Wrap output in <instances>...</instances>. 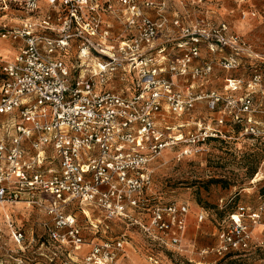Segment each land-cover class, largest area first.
Returning a JSON list of instances; mask_svg holds the SVG:
<instances>
[{
    "label": "built area",
    "instance_id": "built-area-1",
    "mask_svg": "<svg viewBox=\"0 0 264 264\" xmlns=\"http://www.w3.org/2000/svg\"><path fill=\"white\" fill-rule=\"evenodd\" d=\"M246 59L260 57L242 36L224 23L172 15L170 0H0V243L6 227L26 250L8 208L25 202L50 219L43 224L50 243L89 247L90 264H114L128 244L124 235L100 241L111 221L182 253L189 206L148 195L150 165L178 146L186 148L178 159L189 157L210 140L249 139L264 155L263 75L230 77L222 92L203 87L216 67L234 72ZM200 102L208 123L192 132L191 119L169 124L191 118ZM255 176L254 185L264 179V159ZM74 209L87 219L95 213L92 239ZM223 222L212 252H250L254 231L264 234V198L257 207L238 204ZM11 253L7 263L0 252V264H30Z\"/></svg>",
    "mask_w": 264,
    "mask_h": 264
},
{
    "label": "rangeland",
    "instance_id": "rangeland-1",
    "mask_svg": "<svg viewBox=\"0 0 264 264\" xmlns=\"http://www.w3.org/2000/svg\"><path fill=\"white\" fill-rule=\"evenodd\" d=\"M177 1L180 2L179 7L182 10L191 14V23L203 20L213 26L224 23L231 32L242 36L260 57L256 60H244L239 70L230 73L216 67L210 83L203 85L206 90L222 92L226 79L235 77L249 80L254 71H258L264 77V18L260 16L252 18L249 15L252 11H264V0ZM46 5L45 1L43 8H46ZM250 23L252 26L248 27ZM204 53L203 56L206 55ZM199 87L200 84H197L196 88ZM190 119L187 129H191V132L199 123L206 124L212 120L205 102L197 104L196 110L191 113V118L179 120L170 118L168 122L175 126V124H186ZM4 120V117H0V122ZM180 131L185 133L186 128ZM185 149L178 146L167 150L150 165L153 173L148 195L163 205L178 203L189 206L191 227L188 238L191 242H183V252L178 253L160 247L147 239L141 230L131 223L105 222L104 225L109 229L101 234L100 241L106 238L115 240L124 235L128 242L114 264H156V262L158 264H264V247L260 245L264 241L261 227L253 233L254 245L250 252L234 253L225 258H219L212 252L219 246L220 236L225 228L223 220L227 214L220 208V201L233 198L230 205L234 204L235 207L238 204L257 207L261 203L260 189L264 179L255 185L252 183L256 178L252 173L255 170L259 172L264 157L259 146L249 139L208 141L198 148L200 151L179 160V155ZM9 208L13 212L14 222L26 236V250L24 252L18 250V246L10 239L8 230L4 227L5 233L3 242L0 243V252L7 263H10L8 256L12 254L11 252L14 255L19 252V255L24 256L30 264H90L85 260L90 252L89 247L85 246L81 251H75L71 247L59 249L57 245L48 241L43 224L50 219L42 209L29 206L25 202L10 205ZM71 212L77 215L80 226L87 228L84 230V237L87 240L92 239L94 235L91 231V223L95 222L92 217L95 213H91V218L87 219L79 210L74 209ZM201 213L205 214L206 219L199 223L198 216ZM212 232L216 235L213 236ZM31 238L44 243V248H48L49 252H56L57 257L51 260L34 254L37 245L32 244L27 248ZM207 239H216L217 245L210 247Z\"/></svg>",
    "mask_w": 264,
    "mask_h": 264
},
{
    "label": "crops",
    "instance_id": "crops-1",
    "mask_svg": "<svg viewBox=\"0 0 264 264\" xmlns=\"http://www.w3.org/2000/svg\"><path fill=\"white\" fill-rule=\"evenodd\" d=\"M191 1V0H190ZM200 1V0H199ZM180 2H178L177 0H170V7H171V13H172V15H174V14H176V15H180V16H182V17H186V16H189L190 17V19H191V14L190 13H188V12H185V10H182L180 7ZM248 25V24H247ZM251 27L252 25H251V23L248 25V27ZM115 27H116V29H119V25L118 24H115ZM8 208H9V206H8ZM10 209V208H9ZM13 213V212H12ZM190 227H191V217L189 218V224H188V229H187V235H186V239L184 240V242L186 243V242H188V241H190L191 242V239H189L188 238V233H189V229H190ZM212 235L214 236V235H216L215 234V232H212ZM9 236V235H8ZM11 239V238H10ZM12 240V239H11ZM13 241V240H12ZM194 241V240H193ZM196 241V240H195ZM207 241H208V244H210L209 246L210 247H214V246H216L217 245V240L215 239H207ZM2 242H3V240H2ZM1 242V243H2ZM15 244V243H14ZM28 244H29V246H27V248H29L30 246H32V244H35V245H37L38 247H37V249L35 250V252H34V254H37L38 256H39V254L42 252V254H44V257L46 258V259H50L52 256H53V254L54 253H52V252H49L48 250H43L42 248V243L41 242H37L34 238H31V240H29V242H28ZM208 244H207V246H208ZM16 245V244H15ZM46 251V252H45ZM45 252V253H44ZM215 255V254H214ZM215 256H217V255H215ZM40 257V256H39ZM217 257H219V256H217ZM72 258V257H71ZM220 258V257H219ZM201 260H202V258H201Z\"/></svg>",
    "mask_w": 264,
    "mask_h": 264
},
{
    "label": "trees",
    "instance_id": "trees-1",
    "mask_svg": "<svg viewBox=\"0 0 264 264\" xmlns=\"http://www.w3.org/2000/svg\"><path fill=\"white\" fill-rule=\"evenodd\" d=\"M210 141H223V142H225V140H210ZM227 142V141H226ZM263 159H264V157H263ZM252 174H254V176L257 174V171L255 170ZM261 183V182H260ZM259 183V184H260ZM260 197L261 198H264V184L262 185V187H261V189H260ZM235 205L233 204H228L227 206H225L224 208H222V211H225L226 212V217L224 218V220L232 213V212H234V210H235ZM223 220V221H224ZM228 257V256H227Z\"/></svg>",
    "mask_w": 264,
    "mask_h": 264
}]
</instances>
